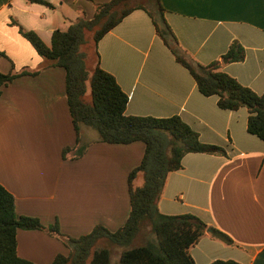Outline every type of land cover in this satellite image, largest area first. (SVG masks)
<instances>
[{
  "label": "crops",
  "instance_id": "1",
  "mask_svg": "<svg viewBox=\"0 0 264 264\" xmlns=\"http://www.w3.org/2000/svg\"><path fill=\"white\" fill-rule=\"evenodd\" d=\"M0 0V71L25 74L1 87L0 183L16 200L19 215L78 237L97 224L114 231L130 211L128 174L142 160L145 143H109L81 129L84 154L63 156L77 134L65 87V69L45 66L33 45L11 23L36 31L49 44L52 32L79 16L92 18L94 2L109 0ZM164 16L181 48L201 64L221 69L258 94L264 91V0H161ZM237 40L242 61H224ZM100 65L128 95L126 114L179 115L207 143L224 154L188 152L169 172L158 208L164 214L191 213L208 228L190 248L196 264L234 259L264 264V141L247 130L248 110L222 109L217 96L203 95L190 71L157 34L146 10L127 14L97 43ZM141 182L139 174L135 183ZM137 184V185H138ZM211 227L227 233V243ZM19 256L51 264L69 250L46 229H19Z\"/></svg>",
  "mask_w": 264,
  "mask_h": 264
},
{
  "label": "trees",
  "instance_id": "2",
  "mask_svg": "<svg viewBox=\"0 0 264 264\" xmlns=\"http://www.w3.org/2000/svg\"><path fill=\"white\" fill-rule=\"evenodd\" d=\"M53 7L47 0H32ZM92 18L79 16L66 29L57 28L47 44L40 35L18 26L19 32L33 45L44 59L45 66L65 69V87L69 110L77 134L74 147H64L63 156L72 158L84 154L87 145L81 144L82 126L98 132L99 140L109 143L143 141L145 150L140 164L128 174L130 211L125 223L112 231L97 224L86 234L74 237L63 233L59 223L46 226L38 217L19 215L15 196L0 183V264H37L19 256L17 232L19 229H46L63 241L69 252L57 254L51 264H111V250L101 246L112 243L128 245L146 225L156 239L125 249L119 264H196L190 248L196 244L208 225L191 214H164L158 208L169 172L182 167V157L188 152L224 154L219 145L204 142L197 131L179 115L168 117L126 114L128 95L115 77L100 65L97 43L131 11L141 8L152 19L157 34L171 50L175 59L185 66L195 79L199 91L206 96H217L222 109L248 110L247 130L264 141V91L256 93L221 69V61L201 64L189 58L164 16L161 0H109L94 2ZM90 45L93 52H89ZM4 54L3 52H0ZM230 62L242 61L245 49L234 40L222 56ZM92 66V70L89 69ZM37 70L0 71L1 87L25 74ZM89 93V95H87ZM143 174V183L135 184ZM212 235L232 243L225 232L211 227ZM209 264H242L234 259H216Z\"/></svg>",
  "mask_w": 264,
  "mask_h": 264
},
{
  "label": "rangeland",
  "instance_id": "3",
  "mask_svg": "<svg viewBox=\"0 0 264 264\" xmlns=\"http://www.w3.org/2000/svg\"><path fill=\"white\" fill-rule=\"evenodd\" d=\"M89 52H93V46L90 45L89 47ZM89 69L92 70V66H89ZM89 95V93L87 94ZM85 132L86 134L87 133H91L93 135H98V132L91 128V127H88L85 128ZM143 174H141V182L138 184V183H135V184H142L143 183ZM156 239V235L150 230V228L146 225H144L139 234L128 244V245H124V246H119V245H116V244H112V243H102L101 246H106V247H109L110 250H111V264H119V259H120V254L122 253L123 250L125 249H128L130 247H133V246H137V245H142V244H145L147 242H150V241H153Z\"/></svg>",
  "mask_w": 264,
  "mask_h": 264
},
{
  "label": "water",
  "instance_id": "4",
  "mask_svg": "<svg viewBox=\"0 0 264 264\" xmlns=\"http://www.w3.org/2000/svg\"><path fill=\"white\" fill-rule=\"evenodd\" d=\"M223 60H224V61H226L227 59H226V58H224Z\"/></svg>",
  "mask_w": 264,
  "mask_h": 264
}]
</instances>
